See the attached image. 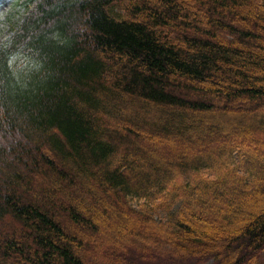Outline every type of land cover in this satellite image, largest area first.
Listing matches in <instances>:
<instances>
[{
    "label": "trees",
    "instance_id": "trees-1",
    "mask_svg": "<svg viewBox=\"0 0 264 264\" xmlns=\"http://www.w3.org/2000/svg\"><path fill=\"white\" fill-rule=\"evenodd\" d=\"M260 195L264 0H39L0 46V264H264Z\"/></svg>",
    "mask_w": 264,
    "mask_h": 264
},
{
    "label": "rangeland",
    "instance_id": "rangeland-1",
    "mask_svg": "<svg viewBox=\"0 0 264 264\" xmlns=\"http://www.w3.org/2000/svg\"><path fill=\"white\" fill-rule=\"evenodd\" d=\"M25 1L26 0H0V46L13 33V31L16 29L17 25L23 21V19L26 17V15L33 9L35 4H37L39 2V0H33V2L30 3L29 6L26 7V6H24ZM247 136H248V134H247ZM232 157L234 158V160L238 159V156L236 154H233ZM244 171L245 170H243L242 167L238 168V172L245 173ZM203 172H204L203 173L204 177H211V173L208 170L204 169ZM259 199H261V200H259ZM142 202H143V200H139V199H136L134 197H130V199H129V203L133 207H136V208ZM246 206L247 207H245L244 210H241L239 212L240 215L237 218H235V220H234L235 224H236V222L238 223L237 226H240V225H242V222H245V218L247 217L246 211L249 210V212H251V209H252V211H254L255 208L261 209L264 206V196L260 195L258 198L256 197V199L252 201V204L250 203V205L247 204ZM176 208H177V203L174 204L173 210ZM165 216H166L165 211H158V213H156L154 215L155 219H157V220L162 219ZM118 218L119 217L117 216L115 221H119ZM201 220L203 223H205L207 225L202 226V224H196V226L198 225V226H201L202 228H206V229L208 228L207 229L208 231L211 230V224L212 223L209 222V220H207V218H205V217H202ZM191 223H193V226H195L194 222H191ZM132 227H128L127 230L122 231L123 237H125L127 235V231ZM102 232L105 233L106 231H104V229H102ZM113 234L116 235V231H114L113 229H110V231L106 233V235H109L108 237H110V238H112V236H114ZM162 247L163 246H161V248H160L161 251H163ZM262 258H263L262 260H264V255L262 256Z\"/></svg>",
    "mask_w": 264,
    "mask_h": 264
}]
</instances>
